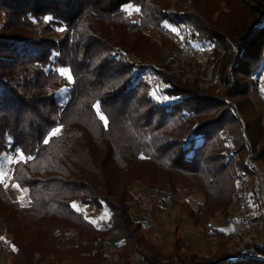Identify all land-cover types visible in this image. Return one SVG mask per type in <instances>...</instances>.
Listing matches in <instances>:
<instances>
[{
    "label": "trees",
    "instance_id": "16d2710c",
    "mask_svg": "<svg viewBox=\"0 0 264 264\" xmlns=\"http://www.w3.org/2000/svg\"><path fill=\"white\" fill-rule=\"evenodd\" d=\"M209 1L0 0V159L27 157L9 165L10 184L30 201L20 207L0 187L8 264H105V243L116 233L119 256L136 253L138 264H157L151 259L162 257L160 247L144 236L140 243L136 233L145 223L130 214L135 181L150 191L166 187L170 202L182 199L178 206L203 237L225 235L210 220L227 223L229 206L243 195L264 231L244 162L264 141L255 102L263 93L264 0H213L207 8ZM163 27L205 46L208 57L185 67L189 80L156 74V90L166 98L160 102L134 66L152 54L140 44L154 49L151 33ZM234 46L241 51L236 62ZM222 51L218 76L205 80ZM61 70L72 79L64 103L57 97ZM56 127L60 134L50 135ZM254 161L264 174V145ZM144 164L147 176L138 169ZM86 207L106 208L105 225L90 221Z\"/></svg>",
    "mask_w": 264,
    "mask_h": 264
},
{
    "label": "rangeland",
    "instance_id": "374dc122",
    "mask_svg": "<svg viewBox=\"0 0 264 264\" xmlns=\"http://www.w3.org/2000/svg\"><path fill=\"white\" fill-rule=\"evenodd\" d=\"M213 1V0H211ZM204 3L205 7L211 8L214 4L213 2ZM234 2L233 0H228V3ZM232 4V3H231ZM218 6H223L219 3ZM132 15L136 11L132 8H126ZM130 15V16H131ZM163 27L160 30L151 33V42H153L154 49L146 48L144 45L140 44L139 49L147 54H151L142 63L136 61L134 68L149 69L153 74V84L147 83L149 88L154 89L153 96L157 101L164 102L166 100L159 91L160 84H158L155 75L162 73L168 78L176 79H190L193 77L192 72H188L184 75L185 67L195 66L198 62L206 60L207 48L205 46L196 44L195 42H190L186 37L179 33L178 29ZM162 42V43H161ZM161 45H160V44ZM239 49L234 46L232 49V54L235 56L234 50ZM164 50V51H163ZM186 50L191 53L190 57L181 56V53ZM225 52L222 51L218 58H215L213 62L206 68L205 80L211 77L218 76V72L221 70V66L224 61ZM179 58L180 60H177ZM232 63L229 65L231 66ZM226 67V69L229 68ZM135 73V70L133 71ZM61 75L60 91L58 93V100L60 103H64L69 95L72 87V79L68 70L59 71ZM224 90L222 84L215 90V93L222 92ZM263 93L255 97V102L258 105L259 113L264 115V89ZM246 114V112H245ZM102 116L99 114V117ZM252 122V121H251ZM59 129L55 135L60 134L61 128L56 127L54 130ZM50 135H53L52 133ZM264 145V141L259 143L254 149L251 148L252 153L256 154L261 150ZM247 156V155H246ZM245 156V158H246ZM0 159V187L6 189V193L10 199L17 202L20 207L27 206L30 201L27 197L26 190H22L16 184L11 183V170L9 165L15 164L18 161L27 159V157L17 153L15 155H10L8 159ZM244 158V159H245ZM258 164V163H257ZM259 165V164H258ZM260 167V165H259ZM149 165H142L138 167L139 172L144 176L149 173ZM148 179V178H146ZM244 185L247 181H244ZM252 183V182H251ZM131 190L134 195L131 205L130 214L134 221H142L145 223L146 230L141 232L137 231L136 236L141 237L140 243L142 244L143 236L146 242L155 244L160 247V252L162 257L153 258L151 260L158 261L157 264H205V262L215 261L218 264H225L228 260L232 262L234 260L233 256L238 254L240 251L247 249L249 245L255 244L258 246L264 245V239L262 237V230H258L252 236H245L243 238H230L228 237V224L222 221L221 216L216 217L214 220L211 219L212 225L222 230L225 235L223 237H203L193 227V223L188 219L185 214L184 208L178 206L183 200L180 199L178 204L175 202H170L168 198V189L165 187L159 191L148 190L145 185L140 182H134L131 185ZM246 190V189H245ZM249 194V193H248ZM244 198L239 196V199L234 200L231 206H229L230 213L234 208L240 203ZM197 201L200 200L199 197H194ZM192 205L193 209H196L195 203L192 200H188ZM81 203H79V206ZM139 209L141 215H136L134 210ZM82 211L88 214V219L92 222L100 221L102 226L105 225L109 218V213L106 208L96 209L94 207L82 208ZM217 219V220H216ZM261 229V228H259ZM175 242L178 243L179 249L174 246ZM122 243V238L119 234H115L112 238L108 239L105 243L106 253L108 259L105 264H138L140 263V256L133 253L128 259L119 256L116 251ZM136 248H141L139 245ZM10 248L8 243V238H0V264H8L7 250ZM150 248V247H149ZM145 254L152 258L155 255L149 249H145ZM177 251V252H176ZM120 252V251H119ZM181 260H184L182 262ZM236 261V260H235ZM36 264H51L50 262L39 260ZM63 264H72L66 262Z\"/></svg>",
    "mask_w": 264,
    "mask_h": 264
},
{
    "label": "built area",
    "instance_id": "2783aa9c",
    "mask_svg": "<svg viewBox=\"0 0 264 264\" xmlns=\"http://www.w3.org/2000/svg\"><path fill=\"white\" fill-rule=\"evenodd\" d=\"M240 49H235V62L237 57L240 54ZM181 56L190 57L191 53L184 50L181 53ZM177 60H180L177 58ZM234 66V64H232ZM137 72H140L144 80L149 83L153 84V74L149 69H142L137 68ZM260 87L264 89V75L260 82ZM17 153H14L15 155ZM256 154L252 153L251 149L249 148V152L244 159L245 165H247V169L251 173L252 176V192L254 195L255 206L257 209L258 215L264 219V174L259 167V165L254 161ZM81 206V205H80ZM228 224V236L231 238H243L245 236H252L257 233L258 224L255 220L254 213L252 210V206L248 203L247 197L240 201V203L234 208L230 217L227 221ZM263 232V239H264V231ZM264 250V245L258 246L255 244L249 245L247 249L240 251L238 254L233 256L232 260H245V259H252L258 262H264V256L261 254L260 251Z\"/></svg>",
    "mask_w": 264,
    "mask_h": 264
},
{
    "label": "snow or ice",
    "instance_id": "6c2138e0",
    "mask_svg": "<svg viewBox=\"0 0 264 264\" xmlns=\"http://www.w3.org/2000/svg\"><path fill=\"white\" fill-rule=\"evenodd\" d=\"M173 31H175V29H173ZM100 119L104 120V117L100 116ZM58 131H59V129H56V130H54V132L52 134L55 135V133L58 132ZM45 143H47V140L45 141Z\"/></svg>",
    "mask_w": 264,
    "mask_h": 264
}]
</instances>
